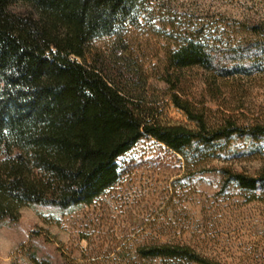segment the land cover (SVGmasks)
Returning <instances> with one entry per match:
<instances>
[{"label":"rangeland","instance_id":"1","mask_svg":"<svg viewBox=\"0 0 264 264\" xmlns=\"http://www.w3.org/2000/svg\"><path fill=\"white\" fill-rule=\"evenodd\" d=\"M263 31L264 0H127L105 12L87 60L163 125L198 127L171 102L167 73L179 77L174 92L209 124L226 116L264 122ZM184 36L219 54L246 49L237 58L244 73L175 69L168 58ZM117 165V181L89 204L24 207L16 223L0 222V264H33L34 250L59 264H190L139 252L164 243L189 246L215 264H264V189L227 179V172H264V142L233 136L185 157L142 136Z\"/></svg>","mask_w":264,"mask_h":264},{"label":"trees","instance_id":"2","mask_svg":"<svg viewBox=\"0 0 264 264\" xmlns=\"http://www.w3.org/2000/svg\"><path fill=\"white\" fill-rule=\"evenodd\" d=\"M125 1L0 0V222L16 223L24 207L91 203L117 181V158L142 136L185 157L233 136L264 142L262 121L239 123L226 116L209 124L174 92L179 77L169 73L162 79L170 85L171 102L198 127L163 125L155 110L128 97L88 62L89 43L103 15ZM245 50L219 54L197 36H184L168 59L177 70L199 66L224 77L244 73L237 58ZM227 173L240 189H264V172ZM139 252L215 264L180 244ZM35 253L33 264H59Z\"/></svg>","mask_w":264,"mask_h":264}]
</instances>
